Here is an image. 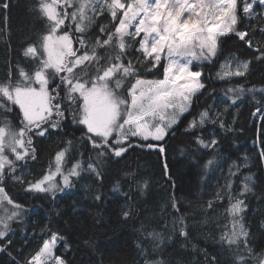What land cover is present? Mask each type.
I'll list each match as a JSON object with an SVG mask.
<instances>
[{"label": "trees", "instance_id": "16d2710c", "mask_svg": "<svg viewBox=\"0 0 264 264\" xmlns=\"http://www.w3.org/2000/svg\"><path fill=\"white\" fill-rule=\"evenodd\" d=\"M34 4L35 0H0V82L7 81L10 67L19 64L29 72L34 67L22 54L45 31L44 21L32 10ZM261 11L255 6V14L245 17L240 8L238 30H248L251 47L229 35L222 38L213 63L194 64V71H202L205 87L193 98L188 113L157 144L158 148L163 145L164 153L133 146L121 158H102L98 178L87 170L86 163L96 159V152L84 136V126L74 124L70 114L60 129L34 137L35 159L30 157L16 172L17 176L24 174V182L9 176L3 185L14 202L25 208L26 216L23 224L14 226L11 237L0 240V264H25L52 233L59 237L54 252L65 264H145L146 259L162 260L163 264H235L234 249L221 240L231 230L232 217L226 212L229 198L220 200L217 193L227 184L244 201L240 219L249 246L264 252V59H258V49L264 48V33L259 31L264 27ZM91 26L86 36L93 44L101 35L100 27L109 26L111 31L113 22L104 14ZM134 49L128 51L125 62L141 56ZM98 51L105 56L107 50ZM229 58L233 65L248 61L247 73L221 80L217 73ZM139 63L137 76L150 78L147 63ZM229 88L245 91L237 98L227 92ZM229 96L236 99L235 104ZM257 108L261 109L260 119L253 118ZM205 110L209 119L189 128ZM18 112V108L12 112L0 109V123L18 124ZM197 138L205 144L217 143L205 147ZM68 141L72 144L64 171L81 160L85 163L80 176L72 177L69 187L54 194L29 191L28 182L46 173ZM132 143L145 144L137 139ZM245 182L251 191L241 196ZM181 229L186 236L180 235ZM149 233L158 237L153 239Z\"/></svg>", "mask_w": 264, "mask_h": 264}, {"label": "snow or ice", "instance_id": "6c2138e0", "mask_svg": "<svg viewBox=\"0 0 264 264\" xmlns=\"http://www.w3.org/2000/svg\"><path fill=\"white\" fill-rule=\"evenodd\" d=\"M241 2L245 17L255 14L254 6L264 12V0H35L32 10L44 21L45 31L37 43L29 44L22 53L34 67L31 72L19 64L14 69L10 67L7 81L0 82V109H19L18 124L7 120L0 123V240L7 239L10 222L22 210L3 185L9 176L23 182L16 172L30 157L35 159L34 137H44L49 129H60L66 114H70L74 124L84 126V136L96 152V159L90 158L86 163L87 170L98 178L97 165L102 158H121L133 146L157 147L152 141L165 139L205 87L200 79L202 71H194L193 62L213 63L222 38L229 35L252 46L248 30H238ZM104 14L111 17L112 30L101 26V35L91 44L86 33L95 18ZM259 31L264 33V27ZM133 42L138 44L134 50L142 54L136 58L137 63L151 65L148 71L162 67V78L141 79L136 64L131 59L125 62ZM99 49L107 50L106 55L101 56ZM258 51V59H264V48ZM230 64L231 58L221 64L217 73L221 80L242 77L249 68L248 61H238L235 69ZM14 72L18 75L14 76ZM244 91L227 89L237 98ZM228 99L235 104L233 96ZM260 111L257 108L254 115ZM209 117L207 110L201 112L189 128H195L197 123L202 126ZM132 138L147 143L133 145ZM67 143L68 147L54 157V170L50 168L40 179L28 182L29 191L54 194L62 190L57 177L67 188L72 177L80 176L85 163L81 160L64 171L72 141ZM197 143L211 147L217 141L205 144L197 138ZM159 151L164 153L163 145H159ZM211 163L208 161V165ZM230 189L231 184H227L217 193L220 200L229 198L226 212L232 217L231 230L221 240L230 250L234 249L235 264H264V252L257 253L249 246L248 233L240 219L244 201ZM249 191L245 182L240 195ZM172 207H176L175 203ZM148 235L158 237L156 233ZM180 235L187 233L181 229ZM58 239L52 233L51 239L45 240L25 264H65L54 252ZM145 264L163 261L146 259Z\"/></svg>", "mask_w": 264, "mask_h": 264}, {"label": "rangeland", "instance_id": "374dc122", "mask_svg": "<svg viewBox=\"0 0 264 264\" xmlns=\"http://www.w3.org/2000/svg\"><path fill=\"white\" fill-rule=\"evenodd\" d=\"M240 8H241V12H242V8H243V3L241 2L240 3ZM254 8H255V6H254ZM262 10V9H261ZM262 12V11H261ZM242 14H243V12H242ZM262 14L264 15V12H262ZM243 16H244V14H243ZM98 17V16H97ZM93 24V23H92ZM91 24V25H92ZM92 26H90L89 27V29H88V31L90 30V28H91ZM106 29L109 27V26H104ZM95 43V42H94ZM93 43V44H94ZM133 46H135V47H138V44H135L134 42H133ZM77 47H79V45L77 44ZM131 48H129V50H130ZM128 50V51H129ZM138 53V52H137ZM138 54H140V55H142L141 53H138ZM128 59V58H127ZM129 60V59H128ZM132 60V59H131ZM133 61V63H135L136 64V67H137V65L139 64V66H140V63H137V61H135V59H133L132 60ZM146 63V62H145ZM142 64V63H141ZM194 64H200V63H198V62H193V65ZM151 67V65H149V64H147L146 65V71H148V68H150ZM230 67L231 68H233V69H235V67H236V65H233V64H230ZM221 68V67H220ZM220 71V70H219ZM163 77V68L161 67V68H159V70H157V69H153L152 70V74H151V76H150V78H148V79H156V78H162ZM233 77H235V76H233ZM190 109V108H189ZM189 111V110H188ZM188 111L187 112H185L184 114H182L180 117H179V119L177 120V123L175 124V125H173V127H172V129L178 124V122L180 121V119L186 114V113H188ZM171 131V130H170ZM169 131V132H170ZM168 132V133H169ZM132 139H137V138H132ZM138 140V139H137ZM139 141H141V140H139ZM142 143H147V142H145V141H141ZM162 141H160V142H156V141H152V143L153 144H155V145H157L158 143H161ZM50 168L52 169V170H54V160H53V162H52V165L47 169V171H46V173L50 170ZM20 177H22L23 178V182H24V174H21L20 175ZM57 183L59 184V186H60V189H64L65 187L63 186V183H62V179L60 178V177H57ZM27 189H28V186H27ZM31 192H38V191H31ZM42 193H44V192H42ZM47 194H51V193H47ZM16 203V202H15ZM18 204H20V203H18ZM21 205V204H20ZM25 212V208L22 206V210H21V214H20V216L16 219V220H14V221H11L10 222V230H9V234H8V237H11L12 236V234H13V231H14V226L16 225V224H18V223H21V224H23V221L25 220V216H26V213H24ZM0 215H2V213H0ZM51 239V238H50ZM49 239V240H50ZM2 249V248H1Z\"/></svg>", "mask_w": 264, "mask_h": 264}, {"label": "bare ground", "instance_id": "6f19581e", "mask_svg": "<svg viewBox=\"0 0 264 264\" xmlns=\"http://www.w3.org/2000/svg\"><path fill=\"white\" fill-rule=\"evenodd\" d=\"M263 112H264V110H263ZM263 112H262V113H263ZM254 113H256V110L253 112V118L259 116V119H260V117H261L262 114L257 113V114L254 115ZM157 147H158V146H157ZM145 148H146V147H145ZM2 249H3V248H2Z\"/></svg>", "mask_w": 264, "mask_h": 264}, {"label": "water", "instance_id": "95a60500", "mask_svg": "<svg viewBox=\"0 0 264 264\" xmlns=\"http://www.w3.org/2000/svg\"><path fill=\"white\" fill-rule=\"evenodd\" d=\"M146 150H147V151H156V150H159V148H158V147H155V148H153V149H148V148H146Z\"/></svg>", "mask_w": 264, "mask_h": 264}]
</instances>
